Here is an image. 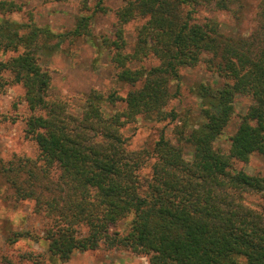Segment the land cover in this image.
Wrapping results in <instances>:
<instances>
[{
  "label": "trees",
  "instance_id": "16d2710c",
  "mask_svg": "<svg viewBox=\"0 0 264 264\" xmlns=\"http://www.w3.org/2000/svg\"><path fill=\"white\" fill-rule=\"evenodd\" d=\"M122 1L112 35L93 42L91 15L55 33L32 20L10 19L21 6L0 0V92L22 87L26 134L38 150L35 157L0 159V191L14 202L31 200L46 218L41 237L13 231L9 241L44 239L56 264L100 245L146 256L149 264H264V204L246 201L248 195L264 198V172L233 166L253 153L264 156V0L247 36L224 33L214 18L196 15L199 5L229 10L242 0ZM140 19L127 49L124 25ZM81 35L106 51L116 79L133 88L124 95L92 89L74 113L67 97L49 94L51 77L41 58ZM148 58L157 63L137 65ZM202 60L224 80L195 86L203 120L185 136L192 158L162 137L152 149L129 148L123 131L138 119L175 118L166 108L176 96L171 81ZM238 96L249 103L222 151L214 143ZM125 219V228L116 229ZM22 257L45 264L41 254Z\"/></svg>",
  "mask_w": 264,
  "mask_h": 264
},
{
  "label": "rangeland",
  "instance_id": "374dc122",
  "mask_svg": "<svg viewBox=\"0 0 264 264\" xmlns=\"http://www.w3.org/2000/svg\"><path fill=\"white\" fill-rule=\"evenodd\" d=\"M21 10L10 14V19L31 21L38 26H47L55 33L74 27L80 15H91L90 30L93 42L96 36H111L115 28V10L122 0H13ZM261 0H242L238 6L232 5L229 10H218L212 5L196 6L199 18H214L222 32L227 34L249 35L256 27L258 6ZM142 19L124 25L127 49L134 43L136 27ZM91 36H77L59 43L55 52L44 55L41 64L51 77L49 94L63 96L69 100L70 111L77 113L84 106L83 99L92 89L114 91L124 95L133 88L120 82L115 77V69L109 62L106 51L93 46ZM55 42L53 40L51 43ZM96 42V41H95ZM156 59L148 58L137 65L148 67L155 65ZM224 77L219 76L203 60L195 66L180 69V79L171 81V91L176 96L169 100L166 108L172 109L176 116L163 122L138 119L136 125L124 129L130 137L129 148L152 149L161 137L169 145L182 148L184 158H192L193 147L185 142V136L203 120L200 116L199 98L195 95V86L205 83L212 86L221 84ZM139 83L136 84V86ZM249 99L244 96L235 98L233 113L223 133L215 141V147L226 151L229 147V136L235 131L244 114ZM109 110V108H107ZM29 115L23 100V89L20 85H7L0 92V159L7 160L13 156L35 157L37 146L26 134L25 118ZM234 168L248 174L264 172V156L253 153L246 162H234ZM148 173L149 168L144 170ZM246 201L260 207L264 198L259 195H248ZM125 220L120 221L116 229L125 228ZM46 218L34 210L31 200L14 202L7 194L0 191V264H31L22 254L32 252L41 254L45 264H56L50 259L44 239L34 240L22 237L10 242L13 231L30 232L32 236L43 235ZM63 264H149L146 256L136 255L126 249H107L100 245L95 250L75 252Z\"/></svg>",
  "mask_w": 264,
  "mask_h": 264
}]
</instances>
